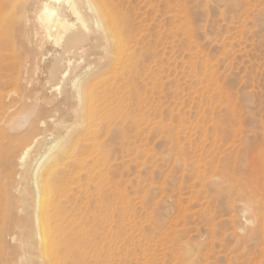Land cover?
Listing matches in <instances>:
<instances>
[{"label":"rangeland","instance_id":"obj_1","mask_svg":"<svg viewBox=\"0 0 264 264\" xmlns=\"http://www.w3.org/2000/svg\"><path fill=\"white\" fill-rule=\"evenodd\" d=\"M147 1L134 11H146L148 70L132 107L164 127L118 145L115 230L71 234L68 253L82 264H264V0ZM13 45L1 51L0 104L21 91L11 78L24 63L50 58ZM106 57L94 49L82 64ZM1 170L3 202L16 181ZM1 212L0 264H40L35 236Z\"/></svg>","mask_w":264,"mask_h":264},{"label":"bare ground","instance_id":"obj_2","mask_svg":"<svg viewBox=\"0 0 264 264\" xmlns=\"http://www.w3.org/2000/svg\"><path fill=\"white\" fill-rule=\"evenodd\" d=\"M138 2L147 7V0H0V56L18 39L50 57L42 68L24 63L11 78L21 91L0 104V167L16 181L0 211L20 234L35 236L40 264H80L68 253L69 235L115 230L118 145L149 123L164 127L132 107L143 104L135 84L148 47ZM94 49L107 54L96 70L82 64Z\"/></svg>","mask_w":264,"mask_h":264}]
</instances>
